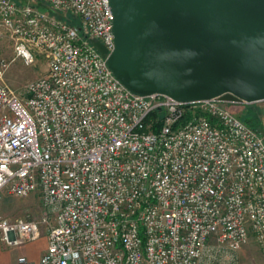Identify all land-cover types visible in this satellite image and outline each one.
Here are the masks:
<instances>
[{
    "label": "built area",
    "instance_id": "built-area-1",
    "mask_svg": "<svg viewBox=\"0 0 264 264\" xmlns=\"http://www.w3.org/2000/svg\"><path fill=\"white\" fill-rule=\"evenodd\" d=\"M112 18L108 0H0V202L43 211L1 217L3 246L46 235L15 264H237L253 238L264 259V136L218 98L132 94L92 44L113 50ZM37 56L16 93L5 71Z\"/></svg>",
    "mask_w": 264,
    "mask_h": 264
},
{
    "label": "water",
    "instance_id": "water-1",
    "mask_svg": "<svg viewBox=\"0 0 264 264\" xmlns=\"http://www.w3.org/2000/svg\"><path fill=\"white\" fill-rule=\"evenodd\" d=\"M114 48L92 42L132 94L264 101V0H108Z\"/></svg>",
    "mask_w": 264,
    "mask_h": 264
},
{
    "label": "rangeland",
    "instance_id": "rangeland-1",
    "mask_svg": "<svg viewBox=\"0 0 264 264\" xmlns=\"http://www.w3.org/2000/svg\"><path fill=\"white\" fill-rule=\"evenodd\" d=\"M11 50L6 41H0V59L11 58ZM46 70V61L43 56H37L33 64H25L23 61L17 59L10 63L5 71L4 80L7 85L16 93H21L23 87L41 76ZM228 108L241 119V112L243 107L241 105L227 104ZM262 113L260 114V126L256 129L264 136V102L260 103ZM39 197L31 195L26 198H19L14 196H3L0 202V218L6 217L10 219L18 217H38L42 214ZM47 246V237L42 235L39 238L29 241L21 246H14L6 248L0 241V264H15L19 256H25L29 260L35 259L42 254ZM237 264H264V259L261 256L254 239L251 238L249 243L245 245L239 252Z\"/></svg>",
    "mask_w": 264,
    "mask_h": 264
},
{
    "label": "trees",
    "instance_id": "trees-1",
    "mask_svg": "<svg viewBox=\"0 0 264 264\" xmlns=\"http://www.w3.org/2000/svg\"><path fill=\"white\" fill-rule=\"evenodd\" d=\"M264 102V101H263ZM262 102L255 103H230L232 106L241 105L243 110L241 112V120L248 126L256 129V126H260V114L262 113V108L260 106Z\"/></svg>",
    "mask_w": 264,
    "mask_h": 264
},
{
    "label": "crops",
    "instance_id": "crops-1",
    "mask_svg": "<svg viewBox=\"0 0 264 264\" xmlns=\"http://www.w3.org/2000/svg\"><path fill=\"white\" fill-rule=\"evenodd\" d=\"M39 258H40V256H39ZM39 258H38V257H36L35 259L30 258V260L36 262V261L39 260ZM11 264H12V263H11Z\"/></svg>",
    "mask_w": 264,
    "mask_h": 264
}]
</instances>
